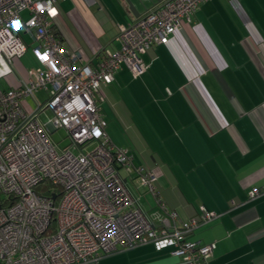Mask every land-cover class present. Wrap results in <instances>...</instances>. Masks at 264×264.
<instances>
[{"label":"crops","instance_id":"crops-1","mask_svg":"<svg viewBox=\"0 0 264 264\" xmlns=\"http://www.w3.org/2000/svg\"><path fill=\"white\" fill-rule=\"evenodd\" d=\"M159 1L133 0L139 15ZM56 5L60 43L81 62L116 50L117 33L136 17L125 0ZM141 57L147 63L142 74L121 65L101 87L110 141L154 171L159 196L178 220L196 216L201 204L220 213L188 234L213 244L206 264H264V192L247 197L251 187L264 188V0H204L167 42ZM122 172L153 217L160 211L155 195L142 186L134 191ZM96 264L183 263L168 249L144 243Z\"/></svg>","mask_w":264,"mask_h":264},{"label":"built area","instance_id":"built-area-1","mask_svg":"<svg viewBox=\"0 0 264 264\" xmlns=\"http://www.w3.org/2000/svg\"><path fill=\"white\" fill-rule=\"evenodd\" d=\"M202 1L160 0L119 30L116 50L81 62L52 27L58 0H0V264H96L144 243L183 264H206L213 244L188 234L220 213L201 204L196 216L178 220L157 195L154 171L110 141L100 109L101 87L114 72L124 65L142 74L141 54L167 42ZM21 32L35 42L37 64L24 76L14 70L29 45ZM40 88L47 95L28 110L23 98ZM60 127L70 140L64 147L50 136ZM122 171L155 195L160 211L153 217ZM263 192L251 187L247 197Z\"/></svg>","mask_w":264,"mask_h":264},{"label":"rangeland","instance_id":"rangeland-1","mask_svg":"<svg viewBox=\"0 0 264 264\" xmlns=\"http://www.w3.org/2000/svg\"><path fill=\"white\" fill-rule=\"evenodd\" d=\"M32 45H35V42H31L28 45L27 49L25 50L24 54L22 56H20L19 59H18L19 64H17V68H18L19 74L21 76L26 75V68L33 69V67H35L37 65L32 53H31V46ZM0 84H2V85L5 84V81H4L3 78L0 79ZM46 95H47L46 90H44L43 88H40V89H37L34 92V97L27 96V97L23 98V101L25 102L27 109L28 110H32L34 108V106H35V99L43 100V98ZM50 136L55 142H57V144L60 147H64V146H66V145H68L70 143L69 137H68L65 129L62 128V127L51 131L50 132ZM93 145H94V143H89V144L85 145L84 148L85 149H89ZM77 150H78L77 148H74L73 151L77 152ZM128 184L134 191L137 190L136 186H135L136 183L133 182L132 179H129Z\"/></svg>","mask_w":264,"mask_h":264},{"label":"water","instance_id":"water-1","mask_svg":"<svg viewBox=\"0 0 264 264\" xmlns=\"http://www.w3.org/2000/svg\"><path fill=\"white\" fill-rule=\"evenodd\" d=\"M128 4V8L133 12L134 15L138 16V12L135 8V4L133 2V0H125ZM138 3H140L141 5H145V0H136ZM158 1V0H157Z\"/></svg>","mask_w":264,"mask_h":264},{"label":"trees","instance_id":"trees-1","mask_svg":"<svg viewBox=\"0 0 264 264\" xmlns=\"http://www.w3.org/2000/svg\"><path fill=\"white\" fill-rule=\"evenodd\" d=\"M52 27H54V26H52ZM57 33V32H56ZM57 35H58V33H57ZM157 195H159V192H158V190H157Z\"/></svg>","mask_w":264,"mask_h":264},{"label":"snow or ice","instance_id":"snow-or-ice-1","mask_svg":"<svg viewBox=\"0 0 264 264\" xmlns=\"http://www.w3.org/2000/svg\"><path fill=\"white\" fill-rule=\"evenodd\" d=\"M18 23V22H17Z\"/></svg>","mask_w":264,"mask_h":264}]
</instances>
